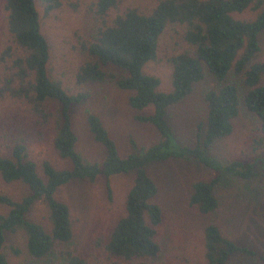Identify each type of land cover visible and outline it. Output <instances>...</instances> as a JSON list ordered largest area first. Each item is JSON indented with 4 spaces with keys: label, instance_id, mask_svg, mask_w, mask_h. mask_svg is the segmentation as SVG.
I'll list each match as a JSON object with an SVG mask.
<instances>
[{
    "label": "trees",
    "instance_id": "trees-1",
    "mask_svg": "<svg viewBox=\"0 0 264 264\" xmlns=\"http://www.w3.org/2000/svg\"><path fill=\"white\" fill-rule=\"evenodd\" d=\"M41 2L49 4L46 13L53 5L58 6L55 0H2L11 45L0 53V100L18 104L41 126L50 125L53 147L68 166L56 169L45 161L40 176L30 159L28 136L21 132L9 137L12 140L6 143L8 153L0 155V179L5 184H20L25 192L19 199L0 196V205L7 210L0 214V264H10L5 253L6 235L18 232L24 235L26 253L33 260L60 264L59 259L64 258L65 264H88L62 247L72 242L73 231L70 209L56 194L73 181L94 183L103 177L111 201L109 179L129 173L133 179L125 198V213L113 227L104 255L111 264H147L160 254L157 236L163 222L161 207L154 202L158 186L148 173V165L171 159L195 160L217 174L242 179L256 176L252 164L236 160L222 164L207 152L216 141L233 133V121L241 104L257 119L264 136V85L260 84L264 62L252 63L260 52L259 36L264 32V0H158L150 13L127 8L115 17L111 12L118 8L120 0H95L97 26L87 47L91 60L79 67L76 85L112 80L117 89L131 92L128 104L139 112L135 120L152 126L158 135L139 152L122 157L100 116L87 110L89 134L104 151L101 161L88 160L76 148L72 109L90 99L91 94L81 90L72 93L50 73V45L42 33L37 9ZM246 10L255 11V18L233 17ZM176 28H181L180 39L190 49L168 58L171 89L163 92L160 80L146 74L144 68L156 61L162 36ZM109 67L118 69L119 74L110 72ZM206 70L219 86L205 94L206 117L205 123L197 127V144L183 146L174 137L168 112L192 93ZM231 72L242 76L243 94L238 86L227 82ZM147 110L150 112L142 113ZM218 182L219 175L210 181L192 183L189 204L201 215H211L218 208L214 192ZM40 202L46 206L49 231L29 219ZM203 251L204 264H229L236 254L257 256L225 237L213 223L204 227ZM13 253L17 255L19 251Z\"/></svg>",
    "mask_w": 264,
    "mask_h": 264
},
{
    "label": "rangeland",
    "instance_id": "rangeland-1",
    "mask_svg": "<svg viewBox=\"0 0 264 264\" xmlns=\"http://www.w3.org/2000/svg\"><path fill=\"white\" fill-rule=\"evenodd\" d=\"M58 6L46 13L49 4H38L42 33L50 45L49 70L72 93L81 90L91 94L90 99L73 107L72 124L78 138L77 150L90 161H101L104 151L89 134L86 124V111L97 113L110 136L117 144L122 157L139 152L158 138L156 130L135 120L139 113L130 108L129 91L115 87L112 80L103 84L76 85L75 76L86 61L91 60L87 47L93 40L97 21L93 12L95 0H55ZM158 0H120L111 17L127 8H137L150 13ZM256 12L246 10L233 14L237 20H252ZM5 12L0 0V53L11 45L6 31ZM181 28L168 30L161 38L157 59L148 63L144 71L157 77L160 90L171 89V66L168 58L190 48L180 39ZM260 52L252 63L264 62V32L259 36ZM0 70L3 66L0 65ZM112 73L119 70L109 67ZM241 75L231 72L228 83L235 84L244 92ZM264 85V77L260 81ZM219 83L207 70L202 81L194 85L192 93L168 112V122L176 141L183 146L194 147L197 142V127L205 123V94L215 90ZM147 110L142 113H148ZM141 113V112H140ZM233 133L216 141L207 155L222 164L241 161L253 165L256 176L242 179L226 173L217 174L195 160L171 159L147 166L149 175L158 186L154 202L161 207L163 222L159 228L157 242L161 251L157 258L147 264H204L203 230L207 224L218 226L221 233L240 247L248 248L257 256L236 254L229 264H264V136L261 134L257 119L241 104L238 116L233 121ZM15 127H21L15 130ZM25 129L26 131H23ZM24 132L30 140V159L37 165L40 176L42 163L47 161L56 169L68 166L53 147V132L50 125L41 126L37 118L30 115L11 100H0V155H7L6 143L12 136ZM132 143L135 147L133 148ZM219 175L214 192L218 208L211 215H201L196 207L189 204L192 183L210 181ZM133 175L123 174L109 179L112 199L108 200L103 177L94 183L73 181L59 189L56 198L65 203L71 214L73 240L63 249L73 251L88 264H111L104 255V246L119 218L125 213V198L132 185ZM25 192L20 184H5L0 179V196L19 199ZM6 208L0 205V214ZM29 219L42 224L50 230L46 206L36 204ZM19 251L14 255L13 251ZM5 253L10 264H46L33 260L25 250V237L18 232L6 235ZM57 258H60L57 256ZM58 262V260H56ZM65 264V259H59Z\"/></svg>",
    "mask_w": 264,
    "mask_h": 264
}]
</instances>
